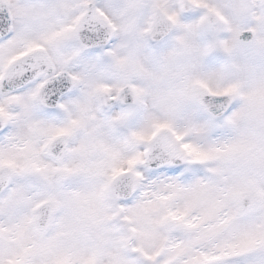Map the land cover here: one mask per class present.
<instances>
[{"label": "snow or ice", "instance_id": "6c2138e0", "mask_svg": "<svg viewBox=\"0 0 264 264\" xmlns=\"http://www.w3.org/2000/svg\"><path fill=\"white\" fill-rule=\"evenodd\" d=\"M0 264H264V0H0Z\"/></svg>", "mask_w": 264, "mask_h": 264}]
</instances>
